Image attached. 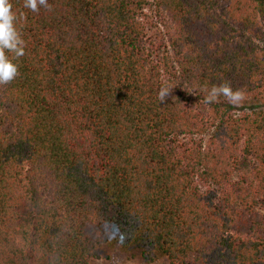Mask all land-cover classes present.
<instances>
[{
    "label": "trees",
    "instance_id": "obj_1",
    "mask_svg": "<svg viewBox=\"0 0 264 264\" xmlns=\"http://www.w3.org/2000/svg\"><path fill=\"white\" fill-rule=\"evenodd\" d=\"M11 3L26 47L0 85V264L104 246L264 264V0ZM222 83L240 109L204 102Z\"/></svg>",
    "mask_w": 264,
    "mask_h": 264
},
{
    "label": "clouds",
    "instance_id": "obj_2",
    "mask_svg": "<svg viewBox=\"0 0 264 264\" xmlns=\"http://www.w3.org/2000/svg\"><path fill=\"white\" fill-rule=\"evenodd\" d=\"M23 7L37 13L43 7L49 11L52 5L48 0H24ZM17 13L13 11L11 0H0V85L11 83L19 75L18 61L25 55L26 42L17 28ZM19 19H26L21 12ZM9 53L12 54L11 57ZM172 87L163 86L158 93V99L166 102L172 96ZM204 102L207 104L219 103L221 97L234 108H239L245 99L240 90H233L230 84L214 85L211 89L205 88Z\"/></svg>",
    "mask_w": 264,
    "mask_h": 264
},
{
    "label": "rangeland",
    "instance_id": "obj_3",
    "mask_svg": "<svg viewBox=\"0 0 264 264\" xmlns=\"http://www.w3.org/2000/svg\"><path fill=\"white\" fill-rule=\"evenodd\" d=\"M152 14L153 13L151 11L147 12V15H152ZM253 107L259 109L260 106L254 103ZM238 109H240V107ZM246 110H253V108H248ZM92 264H171V263L169 259L165 256L158 257L156 260L150 262L145 260L142 256L138 255L135 252V250L128 251V250L120 249L118 247L111 248L108 246H104L100 249L99 256L92 260Z\"/></svg>",
    "mask_w": 264,
    "mask_h": 264
}]
</instances>
